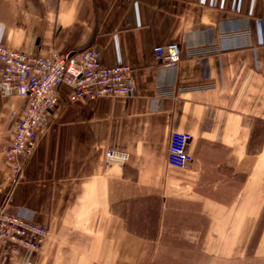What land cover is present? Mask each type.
I'll return each mask as SVG.
<instances>
[{
	"label": "crops",
	"instance_id": "1",
	"mask_svg": "<svg viewBox=\"0 0 264 264\" xmlns=\"http://www.w3.org/2000/svg\"><path fill=\"white\" fill-rule=\"evenodd\" d=\"M171 42L177 67L154 55ZM0 43L94 48L104 65H130L136 88L75 103L63 88L19 177L6 151L25 100L0 90V208L49 230L33 264H264V0H0ZM174 130L192 135L184 170L167 161ZM109 148L125 163H108ZM185 203L200 222L179 229L199 232L212 259H147ZM257 225L260 259H242Z\"/></svg>",
	"mask_w": 264,
	"mask_h": 264
},
{
	"label": "built area",
	"instance_id": "2",
	"mask_svg": "<svg viewBox=\"0 0 264 264\" xmlns=\"http://www.w3.org/2000/svg\"><path fill=\"white\" fill-rule=\"evenodd\" d=\"M202 48L188 49L191 58L206 54ZM154 55L161 65L177 67L183 59L178 42L154 48ZM0 90L4 97L19 96L25 100L20 111L12 142L6 151L7 162L17 175L23 171L24 162L34 152L39 133L60 103L63 88L67 101H89L102 97L126 98L136 94L132 83L130 65L119 63L104 65L100 52L89 48L77 53L61 55L56 51L46 54H27L0 43ZM192 135L174 130L169 140L168 164L184 170L192 161L189 145ZM128 154L109 148L105 158L111 164L125 163ZM49 235L45 225L24 213L11 214L0 208V257L13 264H33L32 256L41 251Z\"/></svg>",
	"mask_w": 264,
	"mask_h": 264
},
{
	"label": "rangeland",
	"instance_id": "3",
	"mask_svg": "<svg viewBox=\"0 0 264 264\" xmlns=\"http://www.w3.org/2000/svg\"><path fill=\"white\" fill-rule=\"evenodd\" d=\"M179 207L184 209V213L170 216L169 221L176 230L172 228L171 231L167 232L161 246H153L147 259H212L206 257L199 248V232L192 233L186 231L187 229L184 231L179 229L187 226L197 228L200 222V219L193 214V209L188 203L179 204ZM260 228L256 233L254 243L248 248L246 257L242 259H260L254 257L255 242L260 234Z\"/></svg>",
	"mask_w": 264,
	"mask_h": 264
},
{
	"label": "trees",
	"instance_id": "4",
	"mask_svg": "<svg viewBox=\"0 0 264 264\" xmlns=\"http://www.w3.org/2000/svg\"><path fill=\"white\" fill-rule=\"evenodd\" d=\"M262 220L264 221V211H263V214H262L261 219H260V221H259V225H260V222H262ZM259 225H257V228H256V230H255V232H254V234H253V236H252V238H251V242H250V244H249V247L252 245V243H254V239H255L256 233H257V231H258V227H259ZM258 238H259V236H258ZM258 238H257V240H256V242H255V246H256V243H257V241H258ZM249 247H248V248H249Z\"/></svg>",
	"mask_w": 264,
	"mask_h": 264
}]
</instances>
